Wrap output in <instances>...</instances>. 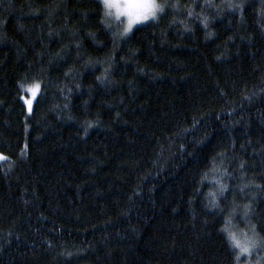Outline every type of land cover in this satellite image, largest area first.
Instances as JSON below:
<instances>
[{"label":"trees","instance_id":"trees-1","mask_svg":"<svg viewBox=\"0 0 264 264\" xmlns=\"http://www.w3.org/2000/svg\"><path fill=\"white\" fill-rule=\"evenodd\" d=\"M157 1L0 0V264H264V0Z\"/></svg>","mask_w":264,"mask_h":264},{"label":"snow or ice","instance_id":"snow-or-ice-1","mask_svg":"<svg viewBox=\"0 0 264 264\" xmlns=\"http://www.w3.org/2000/svg\"><path fill=\"white\" fill-rule=\"evenodd\" d=\"M151 3L153 7L150 10H143L142 5ZM155 3L156 0H124L123 3L119 2V0H103V5L106 10L108 9H115L116 10V17L119 19L120 16H125L127 18L126 25L123 29V32L120 33L121 36H126L130 31L133 30V26L137 25L144 21H149L150 18L155 19L157 13L155 10ZM160 4V3H159ZM166 6H170L172 8H178V4H172V5H166V4H160V12H163ZM211 6V5H208ZM229 9H236L242 7V5H235L232 3H229L227 5ZM111 12L106 11V15H111ZM188 15L193 16L195 15L193 8H188ZM208 17L205 16L201 20V23L204 25L205 28L208 27ZM187 25H185V28L187 29ZM213 34L211 32L207 33V36H212ZM107 71V69H105ZM42 87L41 83L39 81H35L29 85H21V88L25 90L27 94H30L31 98H25V103L28 105L29 110H32V105L34 100H38V90ZM88 126H91V122H88ZM88 128L85 127V132H87ZM0 159H3L2 156H0ZM216 183L219 185V193L223 194L224 191L227 188L226 184H223L220 182L219 179L215 178ZM212 200H211V206L217 207L216 202V193H211ZM249 205H244L245 209V216H247V211L249 209ZM228 223L224 226V231L227 232L229 240L232 242V245L235 248L239 249V253L236 255V260L239 261L241 258V254H249L250 249L252 248H261L264 247V239L257 240L255 239V225L250 226V230L253 233L252 237L245 236L244 240H241L238 238L237 234L235 232H232L230 228L228 227V224L231 222V216L226 218Z\"/></svg>","mask_w":264,"mask_h":264},{"label":"rangeland","instance_id":"rangeland-1","mask_svg":"<svg viewBox=\"0 0 264 264\" xmlns=\"http://www.w3.org/2000/svg\"><path fill=\"white\" fill-rule=\"evenodd\" d=\"M101 1H102V3H103V0H101ZM119 2L123 3L124 0H119ZM156 2L159 3L157 0H156ZM160 4H161V3H160ZM104 9H105V8H104ZM106 11L112 13L111 15H107L110 19L112 18V19H114V20H116V21H118V22L121 23L120 33H122V32H123V29H124V27H125V25H126L127 18H126L125 16H120L119 19H117V17H116V10H115V9H108V10L105 9V12H106ZM160 13H161V12H159V13L156 15L155 19L159 16ZM112 19H111V21H112ZM151 20H154V19L150 18L149 21H151ZM149 21H144V22H141V23H139V24H137V25H134L133 28H135V27H137V26H139V25H143V24H145V23H147V22H149ZM112 22H113V21H112ZM130 32H131V31H130ZM130 32H129V33H130ZM129 33H128V34H129ZM126 35H127V34H126ZM25 98H31V96H29V97H24V101H25ZM25 105H26L27 113L29 114L31 111L29 110V107H28V105H27L26 103H25ZM0 156H2V155H0ZM236 234H237V233H236ZM237 236H238V238H240L241 240H244V238H245V236L242 235V234H237Z\"/></svg>","mask_w":264,"mask_h":264},{"label":"clouds","instance_id":"clouds-1","mask_svg":"<svg viewBox=\"0 0 264 264\" xmlns=\"http://www.w3.org/2000/svg\"><path fill=\"white\" fill-rule=\"evenodd\" d=\"M143 10L147 11V10H150L153 5L151 3H147V4H144L141 6ZM155 10H156V13L158 14L160 12V4L159 3H155Z\"/></svg>","mask_w":264,"mask_h":264}]
</instances>
